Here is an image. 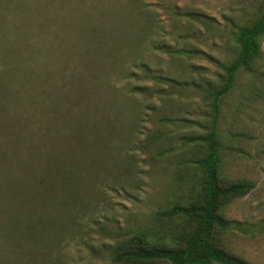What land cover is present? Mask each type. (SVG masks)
<instances>
[{
	"label": "rangeland",
	"instance_id": "obj_1",
	"mask_svg": "<svg viewBox=\"0 0 264 264\" xmlns=\"http://www.w3.org/2000/svg\"><path fill=\"white\" fill-rule=\"evenodd\" d=\"M262 1L0 0V69L38 57L37 64H31L34 72L54 71V89L65 83L69 94L76 87L74 72L87 71V66L82 56L72 57L69 65L60 64L57 57L79 49L78 33L94 26L112 29L118 41H128L125 54L139 53L151 73L182 82L174 88L163 83L164 93L152 97L151 108L140 111V126L123 131L130 145L116 149L112 160L105 154L98 162L94 171L100 177L88 200L99 204L95 222L64 239L62 264H112L111 247L117 239L147 229L158 210L185 199L196 177L189 163V139L203 134L211 121L206 91L235 57L234 35L257 17ZM132 23L146 27L145 51L136 53L130 46ZM124 58L108 76L116 84L119 75L131 70L125 65L130 58ZM104 63L96 59L91 71ZM132 103L126 113L135 120L138 108ZM218 130L225 147L224 175L255 183L226 208L229 219L244 225L228 233L227 244L251 264H264V37L255 73L240 72L220 103ZM159 133L145 146L147 135ZM103 179L109 187H102ZM118 185L124 189L118 190Z\"/></svg>",
	"mask_w": 264,
	"mask_h": 264
},
{
	"label": "trees",
	"instance_id": "obj_2",
	"mask_svg": "<svg viewBox=\"0 0 264 264\" xmlns=\"http://www.w3.org/2000/svg\"><path fill=\"white\" fill-rule=\"evenodd\" d=\"M128 28L134 36L130 46L136 53L145 51L146 27L132 23ZM78 36L79 49L57 57L63 65L77 56L85 61L87 71L74 72L72 94L65 83L54 89V71L34 72L31 64L36 65L38 57L0 69V264H62L64 239L95 222L99 204L88 200L100 177L94 170L102 156L109 154L112 160L116 149L130 145L123 131L140 126V111L151 108L152 97L164 93L163 83H171V88L182 85L151 73L139 53L125 54L128 41H118L112 29L92 26ZM263 37L264 0L257 17L235 33V57L206 91L211 121L203 134L189 139V163L196 177L188 194L158 210L147 229L117 239L111 247L112 264H251L227 244L228 233L244 225L225 211L255 183L224 175L225 147L218 122L220 103L239 73H255ZM123 54L124 60L130 58L123 64L131 70L119 75L116 84L108 76ZM100 57L103 69L92 72L91 63ZM129 101L138 108L135 120L126 113ZM160 136L147 135L145 146ZM101 183L109 187L104 179Z\"/></svg>",
	"mask_w": 264,
	"mask_h": 264
}]
</instances>
